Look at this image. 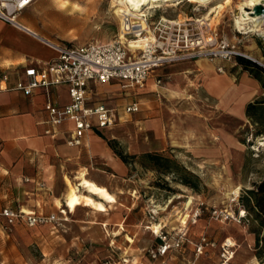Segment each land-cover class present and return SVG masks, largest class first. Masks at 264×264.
Masks as SVG:
<instances>
[{
  "label": "rangeland",
  "instance_id": "1",
  "mask_svg": "<svg viewBox=\"0 0 264 264\" xmlns=\"http://www.w3.org/2000/svg\"><path fill=\"white\" fill-rule=\"evenodd\" d=\"M63 1L68 6L65 10L61 7ZM110 1L37 0L23 12L22 18L30 20V26L44 37L40 40L46 44L106 42L119 29ZM193 8L192 4L182 2L166 11L155 9L150 15L185 20L205 13L204 9L195 13ZM233 12L225 14L218 23L212 22L210 27L235 43L244 58L264 67V33H236L232 25L237 10ZM224 63L223 72L233 75L236 81L243 69L236 59ZM161 80L163 86L172 79L164 74ZM181 86L183 92L174 96L156 95L144 101L140 98L145 103L141 111L122 117L125 122L117 118V126L103 138L125 155L150 152L173 159L192 175L189 179L197 183L196 190L173 180L170 174L161 175L149 166H142L138 159L129 160L130 164L125 165L116 158L120 166L113 168L116 173L107 180L110 191L116 195V204L106 213L78 208L57 227L30 229L16 225L10 230L0 227V264H91L110 254L111 249L120 254L129 248L135 255H142L153 238L150 230L144 231L140 226L148 224L149 209L160 206L158 218H162L169 211L181 210L189 196L193 197L192 207L203 202L206 208L197 224L189 226L190 239L196 240L205 234L217 245L205 257L195 260V264H218V245L225 238L237 245L234 264H264L255 256V238L251 233L255 223L220 222L211 219L208 213L210 209H235L229 202L234 188L240 187L241 192L251 190L264 181V144H261L264 141H260L264 136L254 137L258 127L246 116L238 115L240 106L236 104L234 88L222 99L210 95L200 83L189 89H186L187 82ZM129 101L127 97L116 98L115 105L119 110L120 102L124 105ZM98 165L100 172H96L107 179L110 172L106 171V175L102 172L103 164ZM119 224H123L124 231L115 235L120 232ZM126 236L133 239L132 245H128ZM111 241H114L113 248L109 246ZM183 257L194 261L190 248H185ZM178 260L181 256H177Z\"/></svg>",
  "mask_w": 264,
  "mask_h": 264
},
{
  "label": "crops",
  "instance_id": "2",
  "mask_svg": "<svg viewBox=\"0 0 264 264\" xmlns=\"http://www.w3.org/2000/svg\"><path fill=\"white\" fill-rule=\"evenodd\" d=\"M64 2L66 1L61 3ZM75 7L77 6H73V9H76ZM22 15L23 13L19 17L21 25L35 31L29 24L30 20L23 19ZM24 32L0 21V210L10 208L24 213L61 216L58 204L66 188L64 177H68L75 183V176L85 168L89 179L105 186L110 191V184L107 180L110 176L114 177L113 174L116 172L113 168L120 165L116 159L118 157L103 136L111 133L117 123L110 129H91L80 146L66 145L65 138L71 127L70 124L58 127L61 134L56 137L45 135L44 130L47 127L45 104L48 100L59 106L67 104L69 102L67 89L64 85H59L52 87L48 93L40 89L31 95H25L15 89L17 81L25 82L26 80L25 68L31 65H46L57 56L52 47L40 40L44 37L38 32L35 31L38 36ZM255 55L260 57L259 53ZM224 65L222 61L209 62L203 58L179 61L155 69L147 79L144 88L140 90L128 91L122 89L119 82L112 81L105 84L89 83L88 94L93 102H102L112 109L116 121L119 118L121 122H125L126 120L123 121L122 117L141 111L145 105L142 99L144 101L156 95L164 98L166 94L174 96L183 92L181 85L184 83L187 82L186 89L194 88L196 83H200L210 95L222 99L228 96L230 90L234 88L236 104L240 106L238 115L245 117V105L253 99L264 96V74L256 79L243 70L236 82L233 75L217 70L218 67L223 68ZM166 70L168 71L165 72ZM164 74H168L172 80L161 86V83L157 84L156 81H162L161 76ZM216 84L217 88L214 86ZM124 97L130 101L124 105L120 102L121 109L118 110L115 99L122 100ZM134 102L139 104V111L126 113L125 107ZM99 163L103 164L104 171L102 172L106 175L108 173L106 171L110 172L107 179L100 176ZM165 216L166 213L160 218L161 224L163 223L168 228H174V225L178 224L172 223V219L168 220L167 217L163 220ZM140 226L142 230H148L147 225L140 224ZM0 227H2L1 222ZM121 232L123 231L120 230L119 234ZM188 237L190 239L189 231ZM127 243L132 245L128 241ZM113 244L114 241H111L108 245L113 248ZM153 244L155 241L152 238L149 246ZM185 248H190L192 251L191 245L186 244L181 251L170 255L169 264L192 263L193 261H186L183 257ZM111 255L127 258V264L149 263L145 251L142 255H135L128 248V251L117 254L114 249H111V253L107 256ZM177 256H181V260L176 261Z\"/></svg>",
  "mask_w": 264,
  "mask_h": 264
},
{
  "label": "built area",
  "instance_id": "3",
  "mask_svg": "<svg viewBox=\"0 0 264 264\" xmlns=\"http://www.w3.org/2000/svg\"><path fill=\"white\" fill-rule=\"evenodd\" d=\"M36 1L0 0V21L19 31L26 30L21 25L19 17ZM168 19L176 22L166 23L160 16L154 18L150 13L136 22L132 14H124L122 26L112 40L81 45L72 43L61 45L50 41L57 56L46 65H31L25 68V82L19 80L15 84V89L25 95H31L40 89L48 93L52 87L59 85L66 87L69 99L67 104L59 106L49 100L45 104L47 127L44 134L56 137L61 134L58 127L70 124L65 142L67 146L74 147L82 144V140L91 129H110L116 125L114 111L102 102L91 100L88 94L89 83L105 84L116 81L121 84L122 89L140 90L144 88L155 69L167 64L200 58L209 62H230L237 56L244 57L238 52L235 43L220 36L216 29L205 24V21L201 20L202 16L181 22H177V18ZM235 30L242 35L240 31ZM217 70L223 72L222 67H218ZM156 83L160 84L161 81L157 80ZM138 111L137 102L125 107L126 113ZM240 195L241 188H234L229 195V202L235 209L231 208L230 211L210 209L208 213L211 219L220 222L248 223L246 211L239 202ZM204 209L206 208L203 202H198L193 207L191 203L185 223H179V226L174 228L161 225L158 218L162 210L160 206L149 209L146 228L150 230L155 244L145 250L148 264H169L170 255L181 251L186 244L191 245L194 256V261L189 264H194L200 256L216 248V243L205 234L199 235L195 241L188 237L189 226L197 224ZM63 215L24 213L3 208L0 210V222L2 227L8 230L17 224L30 229L57 227L65 222ZM154 225L157 226V230L152 229ZM229 239L225 238L218 245V264H234L237 245L231 239L230 243ZM127 263V258L111 255L97 259L91 264Z\"/></svg>",
  "mask_w": 264,
  "mask_h": 264
},
{
  "label": "bare ground",
  "instance_id": "4",
  "mask_svg": "<svg viewBox=\"0 0 264 264\" xmlns=\"http://www.w3.org/2000/svg\"><path fill=\"white\" fill-rule=\"evenodd\" d=\"M182 2L192 4L194 7L193 12L195 13H198L200 9H204L205 13L201 15V20L205 21L204 23L209 26L212 22H220L225 14L231 13L236 9L237 13L233 17L232 25L235 29L240 31L242 35L255 32L258 34L264 33V14L257 15L253 13L257 5L264 6V0H111L110 3L113 5V12H110L118 20V27L120 28V26H122L121 22L124 14H132L135 21L138 22V19L154 11L152 10L153 8H163V10L165 9L166 11V8H175ZM212 2L214 3L211 4ZM61 7L64 10L67 9V3H62ZM165 11L162 13L164 14ZM160 17L166 23L174 24V22H176V20L171 21L164 15ZM181 21L184 20L177 18V22ZM25 29L26 30H21L38 36L32 29L28 27ZM48 45L52 47V45ZM260 141H264V138ZM74 179L76 181L75 183L68 177H64L66 188L62 199H59L58 208L60 214L67 216L68 214L74 213L80 207H87L97 213H106L110 207L117 203L115 195L105 186H101L88 178L87 169L84 168L79 171ZM186 199L183 208H180L181 210L169 211L166 213L168 220L172 219L171 222L178 224L185 223L188 216L187 210L193 201V197L189 196L186 197ZM67 218L66 220H68ZM105 225L107 224H104V226ZM161 225H163V223ZM117 226H119V230L124 231L123 224ZM152 229L157 230V226L154 225ZM119 233L120 232H117L115 235ZM126 240L133 243V239L129 236H126ZM255 264L257 263L255 262Z\"/></svg>",
  "mask_w": 264,
  "mask_h": 264
},
{
  "label": "trees",
  "instance_id": "5",
  "mask_svg": "<svg viewBox=\"0 0 264 264\" xmlns=\"http://www.w3.org/2000/svg\"><path fill=\"white\" fill-rule=\"evenodd\" d=\"M236 61L244 71L256 79H259L264 74V67L254 61L241 56H237ZM245 116L253 126L258 127L253 136H264V99H256L248 103L245 106ZM108 144L125 165L130 164L129 160L138 159L142 166H149L161 175L170 174L173 176V180L178 183L194 190L197 189V183L189 179L192 175L180 167L173 159L159 153L150 152L140 156L125 155L117 151L112 143ZM239 202L246 211L248 223L256 224L252 225L253 229L251 231L255 238V256L260 261H264V235L261 234L264 231V181L255 184L251 190H243Z\"/></svg>",
  "mask_w": 264,
  "mask_h": 264
},
{
  "label": "water",
  "instance_id": "6",
  "mask_svg": "<svg viewBox=\"0 0 264 264\" xmlns=\"http://www.w3.org/2000/svg\"><path fill=\"white\" fill-rule=\"evenodd\" d=\"M253 13H254V14H257V15H259V14H264V6H262V5H257V6L254 8Z\"/></svg>",
  "mask_w": 264,
  "mask_h": 264
},
{
  "label": "snow or ice",
  "instance_id": "7",
  "mask_svg": "<svg viewBox=\"0 0 264 264\" xmlns=\"http://www.w3.org/2000/svg\"><path fill=\"white\" fill-rule=\"evenodd\" d=\"M25 2H26V0H25Z\"/></svg>",
  "mask_w": 264,
  "mask_h": 264
}]
</instances>
